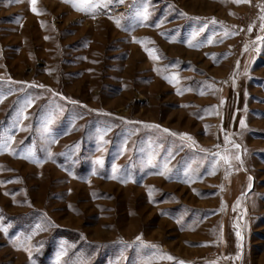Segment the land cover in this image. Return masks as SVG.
<instances>
[{
	"label": "rangeland",
	"instance_id": "1",
	"mask_svg": "<svg viewBox=\"0 0 264 264\" xmlns=\"http://www.w3.org/2000/svg\"><path fill=\"white\" fill-rule=\"evenodd\" d=\"M76 5L0 0V264H264V0Z\"/></svg>",
	"mask_w": 264,
	"mask_h": 264
},
{
	"label": "snow or ice",
	"instance_id": "2",
	"mask_svg": "<svg viewBox=\"0 0 264 264\" xmlns=\"http://www.w3.org/2000/svg\"><path fill=\"white\" fill-rule=\"evenodd\" d=\"M69 2H72L73 3V5L74 6H77L76 5V0H69ZM121 2H122V0H121ZM235 2H237V3H240V2H243V0H235ZM30 3L33 5V8H32V10L34 11V12H36L37 11V9H36V7H35V3H36V0H30ZM81 3L82 4H86V5H88V6H91V0H81ZM83 10V9H82ZM145 18H146V16H145ZM116 23L119 25V23H120V21L119 20H116ZM227 34V33H226ZM258 39H260L259 37H258ZM209 42H211V40L209 41ZM189 43L191 44V41H189ZM154 58H158V57H154ZM168 77H166V79H167ZM42 87V86H41ZM243 121H241V124L243 125ZM146 127H159L158 125H146ZM164 131L165 132H169L170 130L169 129H164ZM172 135H180V136H182V137H187L188 139H191V137L189 136V134L188 133H180V134H177V133H171ZM238 147V146H237ZM0 149H2V150H8V151H13L12 149H10V148H8L7 147V144L5 143V144H0ZM49 155H51V153H49ZM37 162H39V161H37ZM114 178V177H113ZM4 231H7V229H4ZM237 235L239 236L240 234H239V232H237ZM136 240H141V236H137L136 237ZM27 250V249H26ZM29 256H31V253L29 252ZM169 259H172V257H168ZM181 264H183V262H181Z\"/></svg>",
	"mask_w": 264,
	"mask_h": 264
}]
</instances>
